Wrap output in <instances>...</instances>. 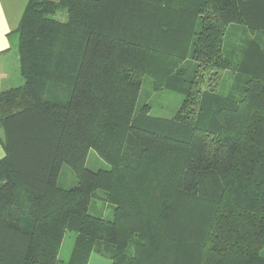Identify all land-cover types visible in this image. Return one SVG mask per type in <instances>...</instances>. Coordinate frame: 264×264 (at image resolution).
Listing matches in <instances>:
<instances>
[{
  "label": "trees",
  "instance_id": "obj_1",
  "mask_svg": "<svg viewBox=\"0 0 264 264\" xmlns=\"http://www.w3.org/2000/svg\"><path fill=\"white\" fill-rule=\"evenodd\" d=\"M13 34L0 264H264V0H29ZM142 77L183 98L173 117L136 109Z\"/></svg>",
  "mask_w": 264,
  "mask_h": 264
},
{
  "label": "rangeland",
  "instance_id": "obj_2",
  "mask_svg": "<svg viewBox=\"0 0 264 264\" xmlns=\"http://www.w3.org/2000/svg\"><path fill=\"white\" fill-rule=\"evenodd\" d=\"M56 18L59 21L65 20L64 14L56 15ZM14 77H9V81L13 84L12 86L18 87L23 85V79L19 84V81L16 83L13 80ZM182 97L169 92V91H158L155 92L152 89V82L148 77L141 78V88L138 94L136 109L144 105L150 106V114L155 117H165L170 118L175 115L181 102ZM86 168L92 171L98 169H107L106 164L101 161L94 152L89 151L86 164ZM76 184V178L72 171L68 167H63L60 170L58 185L63 188H71ZM106 195L105 192L97 190L92 194L91 201L88 207V213L91 216L102 218L106 221H111L113 219V206L109 205L105 201ZM76 234L69 232L66 233L63 237L60 250L58 252L57 260L61 263H66L69 259V256L72 253L74 247V240ZM262 256H264V249L261 251ZM87 264H111L110 261L96 252H91L87 261Z\"/></svg>",
  "mask_w": 264,
  "mask_h": 264
},
{
  "label": "crops",
  "instance_id": "obj_3",
  "mask_svg": "<svg viewBox=\"0 0 264 264\" xmlns=\"http://www.w3.org/2000/svg\"><path fill=\"white\" fill-rule=\"evenodd\" d=\"M28 1L0 0V92L15 88V86L10 85L13 83L9 81V77H14L13 80L16 83L19 81V84L22 79L19 72L18 38L13 32L19 24ZM48 1L57 2L59 0ZM3 139L4 134L0 127V160L5 157Z\"/></svg>",
  "mask_w": 264,
  "mask_h": 264
}]
</instances>
